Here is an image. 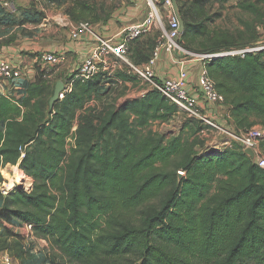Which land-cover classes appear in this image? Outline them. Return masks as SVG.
<instances>
[{
  "label": "trees",
  "instance_id": "16d2710c",
  "mask_svg": "<svg viewBox=\"0 0 264 264\" xmlns=\"http://www.w3.org/2000/svg\"><path fill=\"white\" fill-rule=\"evenodd\" d=\"M38 1L62 6L68 0ZM72 1L65 9L72 19L91 14L88 1ZM203 6L201 0L187 9L176 2L183 24L179 43L189 51L183 40L205 34L206 27L196 23ZM44 17L26 9L15 21L0 1V26L39 24ZM246 28L251 33H241L240 42L216 36L218 43L193 52L258 42L254 27ZM137 39L129 45V58L140 65L154 46L136 59L131 45ZM206 69L224 97L233 129L258 122L264 128V50L213 58ZM117 73L122 81L137 79ZM51 76L37 66L32 81H19L16 95L0 93V169L18 164L32 179L28 191L14 187L0 195V208L12 220L32 224L33 235L46 240L62 264H264V168L238 143L197 150L200 141L189 138L202 126L193 119L185 120L187 138L141 132L179 114L156 90L79 113L109 93L101 72L84 79L74 69L65 78L73 80L71 91L50 109ZM260 149L264 154V137Z\"/></svg>",
  "mask_w": 264,
  "mask_h": 264
},
{
  "label": "rangeland",
  "instance_id": "374dc122",
  "mask_svg": "<svg viewBox=\"0 0 264 264\" xmlns=\"http://www.w3.org/2000/svg\"><path fill=\"white\" fill-rule=\"evenodd\" d=\"M3 2L4 7L8 15L13 17V20L18 21L20 14L26 10L42 11L45 17L48 18V25L39 26L38 24H24L22 26L4 27L0 26V44H10L15 46H23L27 49L29 57L34 58L37 54L45 51L56 49L63 50L70 42L69 26H66L69 18L67 17L64 9L70 7L71 1L62 7L45 6L38 0H0ZM92 7L91 16L78 21L88 22L91 26L94 21L101 16V10L111 9L118 0H86ZM178 5L190 8L192 0H175ZM204 4L203 16L196 20V23H201L206 27L205 34L203 36L196 35L192 39H184L183 42L186 47L191 48L193 51H199L210 47L214 42L213 38L218 36L224 40H237L240 42L239 35L245 33L246 37L249 36L251 30L246 26L254 27L255 33L259 38H264V4L257 0H201ZM5 3V4H4ZM159 15L161 23L164 27L168 25V18L166 16V10L159 7ZM101 18V17H100ZM44 22V21H42ZM41 22V23H42ZM40 24V23H39ZM161 27V25H160ZM159 28V26H158ZM159 30L156 28L147 35L139 37L132 45V52L136 59L143 58V55L150 54L151 47L155 45L158 37ZM38 43V44H37ZM36 44L38 50L33 55L28 54L32 51V46ZM141 48L143 51H138ZM149 50V51H148ZM198 53V52H196ZM31 63V61H29ZM73 62L71 54L66 53V61L57 66H44L52 72V76L49 81V86L57 81H64L66 76L72 71L70 70V64ZM29 66L32 65V63ZM40 67H43L40 65ZM71 71V72H70ZM105 77V76H104ZM108 80L107 77L103 79ZM139 81L137 79H131L121 81V83H113L110 81L109 93L102 95L100 98H95L92 102H89L84 110L79 113L89 112L93 110H103V104H114L116 106L122 104L126 100L140 97L141 88L138 87ZM138 87V88H137ZM51 88V87H50ZM137 88V90H136ZM16 90L11 89L8 94H13ZM26 90H22L21 93L25 95ZM50 93V90L47 91ZM17 94V97L20 94ZM47 93V94H48ZM51 93L49 98L51 97ZM183 114H178L176 117L165 122H152L146 129L141 132L151 130L153 132L162 134L169 137L174 134L181 133L183 138H187L190 135L189 127L185 126V120ZM221 120V117L218 121ZM224 127L230 132H236L231 122H227V119L220 121ZM256 128H263V125L258 122L254 125ZM76 126H74V129ZM264 129V128H263ZM241 131V130H240ZM197 137L200 144L196 146L197 150L206 148V144L232 142V140L223 133H218L214 130H207L203 126L197 130L194 136H190V140L193 137ZM203 140V144L201 143ZM72 139L68 138L67 147L72 146ZM231 144V143H230ZM223 148L224 145H219ZM211 147V146H210ZM214 148V146H212ZM198 151V152H200ZM20 172L27 180L22 182V189L28 191L31 188L32 179L28 177L19 167L18 164H6L0 169V174L3 178V182L0 183V195L3 194V190L9 192L11 189L17 186L16 179ZM21 182V181H20ZM26 234L24 224L16 223L12 220L6 211L0 208V264H62L63 261L58 257L56 251L51 248L49 243L41 238L35 237L33 239Z\"/></svg>",
  "mask_w": 264,
  "mask_h": 264
},
{
  "label": "built area",
  "instance_id": "2783aa9c",
  "mask_svg": "<svg viewBox=\"0 0 264 264\" xmlns=\"http://www.w3.org/2000/svg\"><path fill=\"white\" fill-rule=\"evenodd\" d=\"M145 1L149 8L145 19L137 25L124 28L120 33V38L117 43H113L111 39L95 33L88 22L78 21L69 25V36L72 41H78L86 35L93 37V45L75 66L76 77L79 76L88 79L96 73L101 72L108 79L105 85H109L117 71L133 74L141 83L148 86L147 90H142L140 96L145 95L149 90H156L178 108L179 114L184 115V120H197L207 130L211 129L227 135L232 141L238 143L243 151L250 149L253 153V157L250 158L259 167L264 168V154L260 149V141L264 137V129L252 126L239 131V133H235L230 132L224 127L220 123L222 120L218 121L221 117L220 111L224 105V97L216 89L215 83L208 75L206 69V62L213 58L224 56L243 57L247 53L264 50V38H260L258 42L252 45L225 49L216 53H196L189 51L179 43L182 30L179 19L173 9L172 0H164V4L162 5L166 7V16L168 18L167 27H164L161 23L159 15L160 6L158 5L159 0ZM154 28H157L159 33L149 59L140 65L134 64L129 58L130 43L148 34ZM162 52L174 57L177 70L175 75L159 80L155 73V65ZM195 59L199 62L200 66L198 73L199 93L197 94L188 88V64ZM30 61L32 63L31 66L25 62L12 63L0 57V87L10 86L12 89H15V87L20 89L19 81H32L37 66L60 65L66 61V54L64 51L50 50L37 54ZM72 81L66 79L62 81L65 88L59 95L60 100L65 94L71 91ZM3 94L9 95L7 92ZM230 143L226 141L223 147L228 146ZM209 148L216 150L222 149V147L217 146ZM22 156L23 153H21ZM179 174L182 175L183 172L179 171ZM4 193L7 194L8 192L3 190ZM24 227L26 234L30 235L29 237L33 239L32 224L25 223ZM6 262L9 264L7 259Z\"/></svg>",
  "mask_w": 264,
  "mask_h": 264
},
{
  "label": "crops",
  "instance_id": "0c3cea01",
  "mask_svg": "<svg viewBox=\"0 0 264 264\" xmlns=\"http://www.w3.org/2000/svg\"><path fill=\"white\" fill-rule=\"evenodd\" d=\"M70 1H71L70 7H72L74 5V1H72V0H70ZM108 1L110 2L111 0H108ZM68 2L69 1H67L65 4H67ZM40 3L42 5H45V6H56V5H52V4H45L44 1L40 2ZM175 4H176V1H175ZM64 5H62V6H64ZM172 5H173V3H172ZM62 6H56V7H62ZM159 6L166 9L165 6H162V5H159ZM90 8H91L90 10L92 11L91 6H90ZM148 9L149 8H148L145 0H118V3L115 4L111 9L108 8V10H105L104 13H103L104 8L101 10V16H100L101 18L99 17L98 19H96V21H94L91 28L94 29L95 33H97V34H99L105 38L111 39L113 43H117L119 41L120 33L122 32V30L128 26L137 25V24L141 23L145 19L147 12H148ZM64 12H65V9H64ZM90 16H91V14L88 17H90ZM67 17L69 18V20H68V23L66 26H69L70 24L78 22V21H75L74 19H72L68 15H67ZM42 21H44V22L38 24L39 26L48 25L47 24L48 23L47 17H44ZM155 29L156 28L152 29L150 32H152ZM92 45H93V37H91L90 35H86L78 41H72L70 39V42L65 47L61 48L63 50L56 49V51H64L65 54L67 53V54L72 55L73 62L70 64V70L73 71L75 69V66L78 63V61L88 53V51ZM32 48H33L32 51L28 54L33 55L34 52L36 50H38V46L36 44H34L32 46ZM25 53H27L26 47H23V46L17 47L15 45H10V44H6V43L0 44V57L4 58V59H6L12 63L25 62V63L29 64L31 57H29ZM199 67H200L199 62L196 59L190 61L188 64V72H189L188 88L196 94L199 93V79H198ZM176 68H177V66L174 62V57L168 53L162 52L157 64L155 65V73L159 79H164V78L175 75L176 70H177ZM113 78H114L112 80L113 83H116V82L121 83V81H122V80H120L118 73L115 74L113 76ZM138 87H142L141 88V92H142V90H144V89L147 90L148 86L140 82ZM137 88H136V90H137ZM11 89H12V87H10V86L9 87L1 86L0 87V93L1 94L5 93V92L8 93V91H11ZM14 90H16V91L13 94L16 95L17 90H18L17 87H15ZM140 94H138V95H140ZM220 115H221L222 121L225 120V118H226L231 122L230 113L226 107H222V109L220 111ZM224 143H226V141L221 142V143H214V144L211 142L210 144H206V145H207V147H210V146L211 147L212 146L220 147L219 145H224Z\"/></svg>",
  "mask_w": 264,
  "mask_h": 264
},
{
  "label": "water",
  "instance_id": "95a60500",
  "mask_svg": "<svg viewBox=\"0 0 264 264\" xmlns=\"http://www.w3.org/2000/svg\"><path fill=\"white\" fill-rule=\"evenodd\" d=\"M172 3H173V9L175 11V14L178 17L179 22H180V28L182 30L183 29V24H182V21H181V19L179 17L178 12H177L175 0H172ZM163 4H164V0H159L158 5H163ZM64 88H65V86H64L62 81H57L55 83L53 94H52V96L49 99V107H50V109L53 107L54 103H56V102H58L60 100L59 95L64 90ZM244 153L246 155H248L249 157H251V158L253 157V153H252V151L250 149H246L244 151ZM17 186H18V188H21L22 187V183H17Z\"/></svg>",
  "mask_w": 264,
  "mask_h": 264
},
{
  "label": "bare ground",
  "instance_id": "6f19581e",
  "mask_svg": "<svg viewBox=\"0 0 264 264\" xmlns=\"http://www.w3.org/2000/svg\"><path fill=\"white\" fill-rule=\"evenodd\" d=\"M16 179L21 181V182L17 181L18 183H22L25 180H27V183H28V181H29L28 179H25V177L23 176V174L21 172H20L19 176Z\"/></svg>",
  "mask_w": 264,
  "mask_h": 264
}]
</instances>
